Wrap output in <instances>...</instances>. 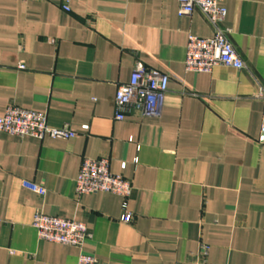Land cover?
Listing matches in <instances>:
<instances>
[{
    "label": "crops",
    "instance_id": "crops-1",
    "mask_svg": "<svg viewBox=\"0 0 264 264\" xmlns=\"http://www.w3.org/2000/svg\"><path fill=\"white\" fill-rule=\"evenodd\" d=\"M221 5L245 68L199 74L189 38L214 28L179 18L177 0H0V116L17 106L77 133H0V264H197L205 248L210 264H264V0ZM137 64L169 77L163 114L117 121ZM100 158L132 185L131 223L123 198L77 195L83 161ZM38 212L86 224L83 248L39 240Z\"/></svg>",
    "mask_w": 264,
    "mask_h": 264
},
{
    "label": "built area",
    "instance_id": "built-area-1",
    "mask_svg": "<svg viewBox=\"0 0 264 264\" xmlns=\"http://www.w3.org/2000/svg\"><path fill=\"white\" fill-rule=\"evenodd\" d=\"M178 16L184 18L198 11L204 15L214 28L211 38L191 36L187 45L185 70L192 73L210 74L218 67L242 70L245 64L232 46L223 29L227 18V10L221 0H177ZM66 10H68L66 8ZM21 70L25 66H20ZM169 77L156 70H147L142 64L136 69L127 84L118 87L115 105V119L124 121L128 115L137 114L142 118L158 119L162 116ZM260 98H264L259 95ZM0 133L18 138H45L71 140L77 133L68 127L55 128L49 126L44 114L10 106L0 116ZM261 133L264 135V114ZM125 167V166H124ZM27 190L45 197L47 190L40 185L23 182ZM131 183L122 176L112 174L108 158L85 159L76 180L78 196L92 194H111L124 199V215L121 221L131 223L133 215L128 209V200L132 195ZM33 227L41 241L82 249L89 238L86 224L47 216L41 212L35 215ZM208 248L197 264H210L207 259ZM78 264H102L97 258L80 255Z\"/></svg>",
    "mask_w": 264,
    "mask_h": 264
}]
</instances>
